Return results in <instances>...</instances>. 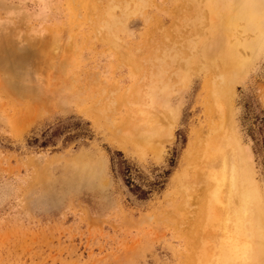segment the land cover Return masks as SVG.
<instances>
[{
    "label": "rangeland",
    "instance_id": "rangeland-1",
    "mask_svg": "<svg viewBox=\"0 0 264 264\" xmlns=\"http://www.w3.org/2000/svg\"><path fill=\"white\" fill-rule=\"evenodd\" d=\"M107 1L0 0V264L184 263L190 213L204 203L193 199L197 143L218 133L208 124L216 85L204 72L182 82L167 58L169 77H147L150 60L176 45L175 33L185 30L187 40L176 35L183 45L194 33L181 16L186 0H120L115 17L124 18L126 3L142 12L126 14L127 29H109ZM262 47L232 103L264 195ZM162 92L169 106L179 103L171 138L147 125L162 109L149 93ZM117 151L134 183L161 180L162 189L139 198L111 160Z\"/></svg>",
    "mask_w": 264,
    "mask_h": 264
},
{
    "label": "bare ground",
    "instance_id": "bare-ground-1",
    "mask_svg": "<svg viewBox=\"0 0 264 264\" xmlns=\"http://www.w3.org/2000/svg\"><path fill=\"white\" fill-rule=\"evenodd\" d=\"M119 1H107L105 6L109 29H113L115 25H120L121 29H127V15L132 12L142 14L137 5L136 9L130 10L126 3L123 5L124 12H122L124 15L127 14L126 17L124 15L122 19L120 18L122 16L115 17L114 8L120 7ZM139 5L142 7V4ZM181 5L184 6L183 12L188 14L181 13V16L185 17L184 21L190 23H185L187 26L192 25L193 28H190L194 33L191 34L190 30L188 43L183 40L184 45L177 44L178 41L180 42V35H176L185 33V30L182 31L180 28L181 32L173 36L174 40L178 37V41H174L177 46H172L173 43L170 46L168 37H164L166 41H163V38L162 43L165 42L167 47L170 46L169 51L162 50L160 54L154 56L153 62L150 60L151 70L148 71L147 77L158 79L164 76L169 77L167 74L170 71L163 68V63L167 59H169L167 65L176 66L171 69L174 77L184 83L191 73L204 72L214 86L216 85L212 89L209 87L211 89L209 98L217 103L209 113V132L211 130L218 132L216 138L211 137L208 140L203 138L197 143L199 151L195 154V159H198L199 165L202 164L203 167L201 166L197 172L196 187H194L197 193L193 199L199 202L204 201V203L197 211L190 213L185 237L186 240H191V245L187 248L183 264H264V195L255 178L248 152L237 136L232 103L236 82L245 75L253 60L262 53L264 0H186L185 3L181 2ZM174 11L178 12V10ZM176 19H173V25ZM141 20L143 22V19ZM179 23L177 20L178 25ZM177 26L175 25V28ZM187 26H185L186 30ZM130 34L133 33L130 32ZM151 36L150 34L149 38ZM181 36L184 38L183 34ZM183 38L180 37V39ZM171 39L168 40L171 41ZM127 43L129 45V42ZM137 64L139 65L138 62ZM158 94L149 93L152 98L158 100H152V103L162 108L159 111L161 118H158V121L155 120L153 124L147 122V125L161 136L171 138L174 133V121L179 115V103L171 107L165 98V93ZM226 95L229 99L224 103L222 101ZM134 139L138 143L143 140V137L138 135ZM163 141L161 137L159 142ZM205 235L209 236V238L206 237L207 242H198V239Z\"/></svg>",
    "mask_w": 264,
    "mask_h": 264
},
{
    "label": "trees",
    "instance_id": "trees-1",
    "mask_svg": "<svg viewBox=\"0 0 264 264\" xmlns=\"http://www.w3.org/2000/svg\"><path fill=\"white\" fill-rule=\"evenodd\" d=\"M36 139L34 138V140L32 142H34ZM36 142V141H35ZM46 140H44L41 143V146H43ZM117 155H119V158L116 162L114 161V159L112 158V162L113 164H117L118 168H119V172L123 175L124 177V181L126 183V185L129 187V189L134 192L135 194H137L139 196V198H146L150 195V193H152L155 190H160L162 189V184L163 181L161 180H156L153 182H149L147 185H145L146 187H142L141 185L134 183L131 180V166L129 165V163L127 162L126 159L123 158L121 152L117 151L116 152Z\"/></svg>",
    "mask_w": 264,
    "mask_h": 264
}]
</instances>
